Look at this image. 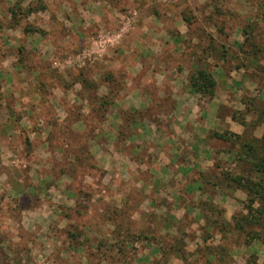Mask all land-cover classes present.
I'll return each mask as SVG.
<instances>
[{"label": "rangeland", "instance_id": "1", "mask_svg": "<svg viewBox=\"0 0 264 264\" xmlns=\"http://www.w3.org/2000/svg\"><path fill=\"white\" fill-rule=\"evenodd\" d=\"M44 1L0 0V84L8 76L5 70H12L10 54L17 53L16 48L9 49V43L20 47L28 43L29 51L23 48L21 51L19 47V63L12 70L17 84L32 78L29 82L35 90L49 88L53 84L73 90L69 87L67 74L71 73L73 79L82 73L81 77L92 81L98 88L103 83L110 84L105 94L109 91L115 93V101L125 90L121 84H112L124 78V68L113 65L117 71L115 76L108 68L116 61L111 44L117 42V37L114 39V35H108L107 31L96 33L90 28L88 36L96 34L92 39H81L78 43L70 40L74 43L72 45L68 40L59 42L56 39V49H53L41 42V36L33 33L38 29L44 32L45 23L40 14V18L35 15H27V18L23 13L29 6L35 9L41 4L51 9L62 6L61 0H47V4ZM109 1L127 9L124 15L117 16L119 24L124 22L119 39L123 45L128 46L134 38H160L162 43L157 52L166 57L167 66L177 72V66L185 67L186 71L190 65L189 74L194 67L191 63L201 56L203 62L200 66L211 71L216 78L215 91L220 96L226 95L227 101L235 106L218 105L219 124L215 131H229L224 124L228 117L236 123L243 118L247 123L246 126L240 124L244 129L242 139L264 134V122L259 115L264 99V0ZM146 5L162 12L168 11V15H160L158 19L163 27H166L164 21H174L179 19L180 12L186 13L192 21L187 24L189 31L185 29L186 33L183 31L185 34L179 38L181 33L178 31L176 34L179 25L170 29L174 36L163 30L154 35L153 29L143 27L144 23L136 31L130 29L135 21L141 22L138 10ZM74 20L80 22L79 17H74ZM25 27L34 30L31 34H23L21 30ZM53 30L60 35V30L64 29L57 24ZM11 37L12 42L9 41ZM172 38H177L173 53L171 46L166 45ZM211 44L215 47L212 51L209 49ZM258 48L257 54L251 55ZM120 50V55L128 57L129 51L124 54L122 48ZM41 54L47 59L41 58ZM142 61L147 63L142 65L143 70L152 66L148 63L149 58H142ZM37 69L43 73L34 74ZM24 70L28 76L22 79L18 74ZM112 77L114 82L110 81ZM79 84L75 96V92L61 96L59 102L53 101L55 106L48 100V103L41 101L40 111L35 110L26 117L30 121L28 127L19 124V114L5 112L1 102H5L6 97L1 96L0 89V122L4 123L0 127V173L11 184L10 190L5 189L6 182L0 178V264H264V244L253 240L246 245V232L236 231L225 222L219 225L221 234L209 230L211 237L206 242L202 240L205 234L202 231L204 211L194 206L211 197L216 205L215 212L220 211L216 217L231 223L232 215L242 209L244 192H228L221 186L214 194L206 195L195 183L190 186V194L187 191L181 192L182 195L176 194L186 184L187 178L193 180L197 175L182 177L175 164L170 166L174 175L168 184L174 190L173 199L177 198L173 207L170 208V203L161 194L150 191L148 186L144 192L134 190L133 185L141 177L140 173H134V161L128 155L132 145L125 146L122 140L126 135L119 134L120 130L129 131L125 113L133 111L135 121L148 115L166 114L168 98L167 107H163L165 102L162 108L155 105L154 100L148 112V109L145 112L117 111L110 116L112 105L101 119L92 110L97 102L85 96L94 91L82 89ZM147 85L154 84L149 81ZM97 92L100 94L103 89H97ZM200 98L208 101L213 97ZM238 104L241 108L236 109ZM117 116L122 119L119 127ZM8 117L14 119L11 124H8ZM40 120H44L47 126ZM74 122L80 123L71 128ZM210 132L205 137L209 138ZM208 140L220 156H216L212 164L203 158L205 152L202 153V159L198 161L204 165L201 170L207 174L218 173L215 163L223 169L233 170L235 166L227 151L230 147L236 149V140L233 137L230 141ZM107 149L112 153L109 160L98 157ZM125 152L130 159L125 158ZM185 155L187 153L182 151V156L179 155L176 161L192 164L198 160L190 158L188 161ZM162 165L161 161L156 164L158 168ZM141 175L142 180L151 178L148 171ZM124 198L129 202H124ZM150 198L157 202L156 206H149ZM142 200L145 202L136 207ZM160 205L163 207H158ZM127 227L137 234L135 240L130 235L131 240L125 242ZM71 232L78 234L74 237ZM209 247L210 250L215 247L214 251L223 248L222 257L207 260ZM177 248L179 250H175Z\"/></svg>", "mask_w": 264, "mask_h": 264}, {"label": "crops", "instance_id": "2", "mask_svg": "<svg viewBox=\"0 0 264 264\" xmlns=\"http://www.w3.org/2000/svg\"><path fill=\"white\" fill-rule=\"evenodd\" d=\"M46 1L47 0L44 2L47 4ZM150 2L152 1L150 0ZM61 4L62 6L60 8L56 7V9H51L49 7H44L41 10L39 9L28 14V16L35 15V17H38V14H40L43 18L42 21L44 20L45 23L43 27L45 28L43 29L44 32L38 29L34 30L35 32L33 33L34 35L37 34L38 36H41V42H44L45 45H49L54 47L53 49H56V46L54 45V40L56 39L59 40V42L66 40L70 42V40H72L74 43H78L81 39L86 40L89 37H94L96 34L94 36H88L87 34L90 28L96 33L107 31V33H109L108 35H114V39L117 37V42L111 44V46L114 47L111 49L113 50L116 61L115 63L108 65V68L111 70L110 72L113 76H115V72H117L114 71L115 68L113 65H116L118 68H124V78L119 79L118 82L120 83L116 81L112 84H121L122 88L125 90L114 101L113 107L110 109V116H114V113L117 111L134 110L145 112L148 109L146 111L148 112L151 105H153L154 100L155 105L161 106L162 108V105L164 104L163 102H165L166 105H163V107H167V98L169 99V110H167L166 114H157L156 116L148 115L137 119L131 124L129 130L131 134L126 135L123 138L122 143L125 146L132 145L129 152L130 154L128 155H131L134 161V166L136 168L134 173H140L139 176L142 178V172L148 171L151 177L149 180H142L139 178L137 183L133 185L135 187L134 190L137 192H144V189L148 186L150 191H153L156 194H161L162 198L165 199L167 203H170V208L173 207L174 204L177 203V198L173 199V196L175 195L173 194L174 190L168 186L169 180L174 175V171L170 166L175 164L178 168L177 172H179L182 177H188L190 175L195 177L197 172L201 170V166H204L203 164H198V161L202 159L200 155L204 152L205 155L203 158L207 159V162L211 163L212 161L213 164L214 159L219 155V152H217L218 150H215L213 143L208 140L210 138L205 137V135L208 131L217 129L219 124V119L217 118L216 113L218 105L229 104L231 107L233 105L227 101L226 95L220 96L217 91H215L213 98L208 101H205L204 99L202 100L199 94L190 93L187 78L192 69L191 66L189 65L186 67V71L184 70L185 67L182 66L176 67L177 72L170 69L166 64V57L163 58L160 56V51L159 53L157 52V49L161 47L162 43L160 38H152L148 40H143L142 37L139 39L134 38L128 46L123 45L119 39L123 34L122 30L124 29H122V24L124 22L119 24L117 16L124 15L123 12H126L127 9L120 8L115 4L112 5L109 0H61ZM66 7H68V9ZM138 11L141 12V22L137 23V20L129 27L135 31L136 29H139L142 23L145 24L143 27L147 28V30L153 29L154 35L163 30V32L166 31L167 34L174 36L170 32V29L175 25H179L178 29H176V34L178 31L181 33V36H178L179 38L183 37L182 35L186 33L185 29H188L189 31L190 26L183 20L181 12L180 16L178 15L179 19H175L174 21H164L166 27H163V24L160 23L158 19H160V15H162V17L168 15V11L165 10L162 12L161 9H154L148 7V5L143 8L140 7ZM28 16L26 17L29 18ZM40 16L38 18H40ZM74 17H79L80 22L77 23V21L74 20ZM57 24H60L64 29L59 32L61 36L56 34L53 30ZM9 30H11V28H9ZM183 31L185 33H182ZM21 33L27 35L31 34L25 33L24 30H21ZM20 39H22V36L19 37V40ZM176 40L177 38H172L167 42L169 45L166 44L167 46H171L172 53L175 50ZM9 41L12 42L13 38L11 37ZM74 43H71L70 45ZM28 46V43L22 47L9 43V49L14 50V48H16L17 50L15 55L13 53L10 54L12 70L14 67H17V64L19 63L18 53L20 49L23 48L25 51H29L30 47L28 48ZM120 48H122L124 54L129 51L128 57L120 55ZM147 48L154 53H149ZM41 58H44V60L47 59L43 55ZM142 58H149L150 62L148 63L152 66H147L145 70H143L142 65H147V63L146 61H142ZM163 63L165 64L163 65ZM12 70H5V73L8 76L5 77L6 80H1V96L6 97L5 102L2 101L1 104L4 106L6 113L14 112L15 114H19V124H25L27 127L29 126L30 121L26 117L31 113H34L35 110L37 112L40 111L42 106L40 105L41 101L47 103L49 101L52 106H55L54 102H59L61 96H68L73 92H75V96L77 88H80L79 82L75 78L72 79L70 76L71 73H69L67 74L70 78L69 87H73V90L70 88L65 89L57 84H53V86H49V88L35 90L31 87L29 82L32 79L31 77L29 81H23L24 83L20 82V84H17L15 82L16 79L12 77V75H14V71ZM37 70H34V74L39 75L43 73L41 70ZM18 76H22V79H24L28 76V73L24 70V72L19 73ZM10 78L11 80H9ZM114 80L115 78L112 77L110 81L114 82ZM149 81L153 82L154 85H147ZM99 87L100 88L98 89H103V92L100 94L97 92V94L104 95L106 90L109 89L110 84L106 85L103 83ZM233 107L235 108V106ZM237 108H241L239 107V104L238 107L236 106V109ZM115 118L118 127L121 126V117L117 116ZM12 120L14 121V119L8 117V124H11ZM107 121L108 118L105 122ZM40 122L47 126V123L44 120H40ZM76 123L78 124L80 122H74L71 125V128L74 127ZM224 124L228 126L229 131L237 134H241L244 130L240 124L232 121L228 117ZM1 126L3 127L4 123L0 122V127ZM112 127H114V125ZM116 132L118 133V130ZM154 138H157V141L154 142ZM182 151L187 153V155H185L186 160L189 161L190 158L192 160H198L192 164L179 163L176 160L179 158V155L182 156ZM124 155L125 158H129L127 152H125ZM98 157L103 160H109V158L112 157V153L107 149ZM153 160L156 161L152 163ZM158 161L163 162V165L159 168L156 166ZM206 165H208V163H206ZM154 176L156 178H154ZM0 178L4 179L6 182L5 189L10 190L11 184L8 182V179L3 177L1 173ZM185 181H187L186 184L182 189L176 191V194L186 191L188 192L190 186L195 184L190 178H187ZM160 184L164 186L160 187ZM188 194H190V192H188ZM126 200L127 198L123 199L124 202H126ZM144 202L145 200L139 201V204H137L136 207H140ZM148 204L150 207L156 206L157 202L150 198ZM161 206L162 205L158 207Z\"/></svg>", "mask_w": 264, "mask_h": 264}, {"label": "trees", "instance_id": "3", "mask_svg": "<svg viewBox=\"0 0 264 264\" xmlns=\"http://www.w3.org/2000/svg\"><path fill=\"white\" fill-rule=\"evenodd\" d=\"M43 8L44 6L42 4L38 9L29 6V8L26 11H23V13L26 17L29 13ZM14 14L15 12L13 13V19L15 20ZM181 16L183 20L190 25L192 22L191 18L184 12L181 13ZM33 30L34 29L28 30L26 27L24 28L25 33H31ZM209 49L211 51L214 50V45L211 44ZM259 50V48L257 50H253L251 55H256ZM202 62L201 56H198L195 60H193L192 65L194 67L188 77V88L193 94H199L202 97L211 98L215 93L216 81L211 71H208L204 67L200 66V63ZM79 76L80 77L77 76L74 78L81 83V88L94 91L92 94L88 93V95L85 96L88 99H92L97 102V106L93 107L92 110L99 118L103 119L109 108L113 105L116 94L109 91L107 94L99 96L97 95V85H95L92 81L90 82L81 77L82 73H80ZM259 115L262 122H264V99L262 101ZM135 118L136 117L133 111L125 113V120L127 121V127L129 130L131 128V124L135 121ZM231 118L234 120L235 117H232L231 115ZM130 121L131 123L129 125ZM237 122L243 126H246L247 124L243 118ZM119 134H123V136H125L130 135L131 132L128 131L126 133L125 131L120 130ZM242 136V134L233 133L228 130L222 132L213 130L208 135L209 138H217L225 141H230L232 137L236 140V149L230 147L227 151L231 155L235 168L233 170L232 168L223 169L219 166V164L215 163L214 166L216 165L217 168H219L218 173L207 174L204 170H200L198 171L197 177L193 179V181L198 184L197 187L203 194L209 195L211 192L214 194L216 189L222 186L227 189L228 192L236 190L244 192L245 199L242 201V209L232 215L231 223H228L229 221H220L222 218L216 217L220 211H217V213L215 212L216 205H214L211 197H207V199L199 201L197 205L194 206L198 207L201 211H204L202 213L204 215L203 218L205 223L202 230L205 233L202 237L204 242L211 237L209 230H214V234H221L219 225H223L222 222H225L228 226H232V228L236 231L246 232V245L253 240H258L264 244V134L260 137H250L248 139H242ZM178 197L180 198L181 196ZM126 207H128V205ZM246 229H248V231H246ZM125 232L127 234L125 242L131 240L130 235L133 236V240L137 237L135 232V234L130 232V227H127ZM71 233V236L74 237L78 234L73 232ZM145 238L146 237L144 236L143 239ZM207 249L210 251L206 255L207 260H211V258L215 256L221 258V253L224 251L223 248L218 251H214L215 247L211 250L210 247ZM175 250H179V248ZM162 252L164 253V249ZM211 252H214V254ZM228 252L229 251L226 253Z\"/></svg>", "mask_w": 264, "mask_h": 264}]
</instances>
